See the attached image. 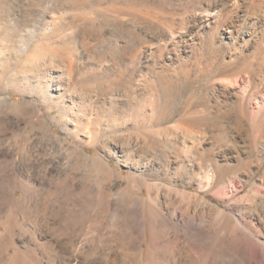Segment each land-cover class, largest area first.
Segmentation results:
<instances>
[{
    "label": "rangeland",
    "instance_id": "rangeland-1",
    "mask_svg": "<svg viewBox=\"0 0 264 264\" xmlns=\"http://www.w3.org/2000/svg\"><path fill=\"white\" fill-rule=\"evenodd\" d=\"M0 264H264V0H0Z\"/></svg>",
    "mask_w": 264,
    "mask_h": 264
},
{
    "label": "bare ground",
    "instance_id": "bare-ground-1",
    "mask_svg": "<svg viewBox=\"0 0 264 264\" xmlns=\"http://www.w3.org/2000/svg\"><path fill=\"white\" fill-rule=\"evenodd\" d=\"M234 24L233 23H231L229 26H228V28H230V30H231V33H227L226 35H225V39H227V40H232V39H234L235 37H234V35H233V33L234 32H236L237 31V29L234 31ZM253 31H250V30H245L244 31V34L243 33H239V34H243L245 37H249L250 35H251V33H252ZM242 35V36H243ZM242 36H241V38H242Z\"/></svg>",
    "mask_w": 264,
    "mask_h": 264
}]
</instances>
